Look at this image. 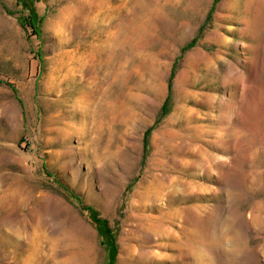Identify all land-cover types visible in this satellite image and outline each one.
Returning <instances> with one entry per match:
<instances>
[{
  "label": "rangeland",
  "instance_id": "1",
  "mask_svg": "<svg viewBox=\"0 0 264 264\" xmlns=\"http://www.w3.org/2000/svg\"><path fill=\"white\" fill-rule=\"evenodd\" d=\"M0 264H264V0H0Z\"/></svg>",
  "mask_w": 264,
  "mask_h": 264
},
{
  "label": "bare ground",
  "instance_id": "2",
  "mask_svg": "<svg viewBox=\"0 0 264 264\" xmlns=\"http://www.w3.org/2000/svg\"><path fill=\"white\" fill-rule=\"evenodd\" d=\"M224 42H226V41H224ZM225 45H227V44H225ZM241 47L242 48H244L245 47V44L244 43H242L241 44ZM252 48H255V49H258L257 48V46H251ZM251 66L252 67H257L258 65H256L257 64V60L256 59H252V61H251ZM234 78H238V89L240 90V91H245L246 90V88L248 87L247 85H248V80L250 79V78H252V76H249V77H245L244 76V74L240 71V70H235L234 71ZM228 79H230V77L228 78ZM223 104L230 110V109H234V105H232L231 104V101L230 100H228V99H226V100H224L223 101ZM181 115H185V117H188L189 118V114L187 115L186 114V107H182L181 109ZM180 113V112H179ZM183 118V117H182ZM187 123H190V122H187ZM189 125V124H188ZM161 184H163V183H161ZM160 188H163V186L161 185L160 186ZM160 190H162V189H160ZM160 190H157L158 192L157 193H155L156 195H159V194H162L161 192H163V190L162 191H160ZM150 191V190H149ZM147 195V194H146ZM145 195V196H146ZM148 196V195H147ZM150 196H151V194H150ZM145 198V197H144ZM148 199V198H147ZM161 199V198H160ZM142 200V199H141ZM149 201V200H148ZM144 202V201H143ZM147 202V201H146ZM151 202V201H150ZM154 203V202H153ZM143 217V216H142ZM152 217V216H151ZM150 217V218H151ZM153 221V220H152ZM169 221V220H168ZM154 222V221H153ZM158 223V222H157ZM160 223V222H159ZM166 223V222H165ZM161 224V223H160ZM146 225V224H145ZM167 225V224H166ZM148 226H150V225H148ZM156 226V225H155ZM158 226V225H157ZM164 226H165V224H164ZM146 227V226H145ZM159 227V226H158ZM150 228V227H149ZM152 228V227H151ZM166 228H167V226H166ZM147 229V228H146ZM155 230V229H154ZM160 230V229H159ZM163 230H164V228H163ZM147 231V230H146ZM157 232V231H156ZM161 232V231H160ZM165 232V231H164ZM166 233V232H165ZM163 236V235H162ZM142 251V250H141ZM141 251H140V253H141ZM149 252V251H148ZM151 252V251H150ZM143 254V253H142ZM159 257V256H158ZM147 259V258H146Z\"/></svg>",
  "mask_w": 264,
  "mask_h": 264
},
{
  "label": "trees",
  "instance_id": "3",
  "mask_svg": "<svg viewBox=\"0 0 264 264\" xmlns=\"http://www.w3.org/2000/svg\"><path fill=\"white\" fill-rule=\"evenodd\" d=\"M89 211H92L95 214L96 219L98 218V216L96 215L95 211L92 208H90ZM100 222H102V223H104L106 225V222H104V221H100Z\"/></svg>",
  "mask_w": 264,
  "mask_h": 264
}]
</instances>
